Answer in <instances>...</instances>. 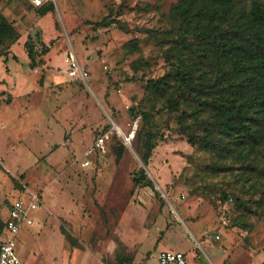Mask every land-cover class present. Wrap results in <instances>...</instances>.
<instances>
[{
    "label": "rangeland",
    "instance_id": "obj_1",
    "mask_svg": "<svg viewBox=\"0 0 264 264\" xmlns=\"http://www.w3.org/2000/svg\"><path fill=\"white\" fill-rule=\"evenodd\" d=\"M52 1L55 9L40 15L29 0H0L21 36L16 58L0 59V217L17 197L40 198L33 223L16 236L18 257L25 264H116L119 238L129 264H158L162 245L188 237L179 248L186 264H204L200 256L209 264H264V175L246 180L252 172L221 160L199 129L192 144L178 112L161 109L146 88L170 69L161 37L174 27L176 0ZM103 19L112 22L97 25ZM28 35L39 51L48 46L36 68L28 66ZM71 54L85 81L67 74ZM131 108L152 111L159 128L145 165L158 194L131 179L145 170ZM100 135L102 147L94 145ZM180 217L199 233H187ZM7 236L3 228L0 239Z\"/></svg>",
    "mask_w": 264,
    "mask_h": 264
},
{
    "label": "trees",
    "instance_id": "obj_2",
    "mask_svg": "<svg viewBox=\"0 0 264 264\" xmlns=\"http://www.w3.org/2000/svg\"><path fill=\"white\" fill-rule=\"evenodd\" d=\"M37 8L40 15H45L55 6L47 0ZM170 14L174 27L161 37L162 44H169L163 52L170 69L146 80L148 92L162 103L161 109L178 112V128L189 135L192 144L196 141L191 136L199 129L203 138L214 144L221 160L240 162L245 172H252L246 180L264 175V0H176ZM110 22L103 19L97 25ZM19 37L13 23L0 12V57L8 55ZM24 47L30 68L44 64L38 56L48 52L45 43L39 51L28 35ZM151 112L130 109L137 118L134 147L144 165L160 134ZM122 144L126 145L124 141ZM123 147L117 149V158ZM131 179L158 194L142 167L132 173ZM3 227L0 217V235ZM61 231L76 246L63 226ZM115 241L116 264H129L124 244L119 238Z\"/></svg>",
    "mask_w": 264,
    "mask_h": 264
},
{
    "label": "built area",
    "instance_id": "obj_3",
    "mask_svg": "<svg viewBox=\"0 0 264 264\" xmlns=\"http://www.w3.org/2000/svg\"><path fill=\"white\" fill-rule=\"evenodd\" d=\"M35 7L41 6L47 0H29ZM67 74L70 77H77L85 81L86 72L79 64L75 56L72 54L66 57ZM128 140V139H127ZM104 144V136L100 135L96 138L95 146L102 147ZM92 151V147L85 151L87 157ZM82 161V165L89 164V159ZM40 198L37 194L32 197H17L10 202L7 208L8 213L4 219V229L8 236L0 239V264H25L16 254V236L22 225H30L33 223L32 212L39 207ZM187 257L181 251H161L157 255L158 264H186Z\"/></svg>",
    "mask_w": 264,
    "mask_h": 264
},
{
    "label": "crops",
    "instance_id": "obj_4",
    "mask_svg": "<svg viewBox=\"0 0 264 264\" xmlns=\"http://www.w3.org/2000/svg\"><path fill=\"white\" fill-rule=\"evenodd\" d=\"M22 35V34H21ZM20 39H21V36L19 37V39L15 42V43H13L12 45H11V47H10V50H9V55H7L6 57H3V59H4V61L6 62V64L7 63H9V61H10V59L12 58V59H15L13 56H15L14 54H11V52H12V49H13V47L16 45V43H18L19 41H20ZM24 42H25V40H24ZM24 42H23V45H24ZM16 57V56H15ZM0 59L1 60H3L2 59V56L0 57ZM4 61H3V63H4ZM39 208V207H38ZM37 210V209H36ZM180 220H181V223L185 226V228H186V230H187V233H189V234H191V235H193L192 233V229L193 230H195V231H197L198 233H199V231L200 230H198L197 228H196V225H195V223L193 224V222L192 221H190V220H187L186 218H182V217H180ZM192 228V229H191ZM182 239L183 240H185V241H188L189 240V238L187 237V238H179V241H181V244H182ZM174 242H178V240H177V238H176V240L174 241ZM173 242V243H174ZM173 243H170L169 245H162V246H164L165 248H160V250H159V252H161V251H181V252H184L185 254L187 253L186 251H183V250H180L179 248H180V245L181 244H178V245H175V244H173ZM174 249V250H173ZM158 252V253H159ZM200 258H201V261L205 264V262L202 260V256H200ZM205 259V258H204ZM206 260V259H205ZM207 262V261H206ZM213 264V263H212Z\"/></svg>",
    "mask_w": 264,
    "mask_h": 264
},
{
    "label": "water",
    "instance_id": "obj_5",
    "mask_svg": "<svg viewBox=\"0 0 264 264\" xmlns=\"http://www.w3.org/2000/svg\"><path fill=\"white\" fill-rule=\"evenodd\" d=\"M115 126V125H114ZM134 127H136V124H135V126ZM116 128V127H115ZM117 130V129H116ZM124 139H125V141H126V143H127V137H125L124 136ZM128 144V143H127ZM143 167L145 168V170H146V172L148 173V171H147V169H146V167H145V165L143 164ZM202 260L205 262V264H209L208 262H206V260L204 259V257H202Z\"/></svg>",
    "mask_w": 264,
    "mask_h": 264
},
{
    "label": "bare ground",
    "instance_id": "obj_6",
    "mask_svg": "<svg viewBox=\"0 0 264 264\" xmlns=\"http://www.w3.org/2000/svg\"><path fill=\"white\" fill-rule=\"evenodd\" d=\"M114 125H115V127L118 128V130H119V127H118L115 123H114ZM131 136H132V133H131Z\"/></svg>",
    "mask_w": 264,
    "mask_h": 264
}]
</instances>
